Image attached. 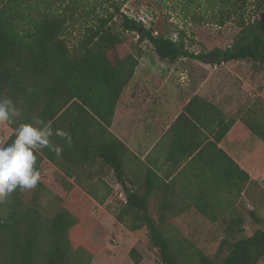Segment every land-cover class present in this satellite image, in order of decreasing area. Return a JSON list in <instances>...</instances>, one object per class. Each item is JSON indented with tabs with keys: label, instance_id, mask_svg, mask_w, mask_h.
I'll return each instance as SVG.
<instances>
[{
	"label": "trees",
	"instance_id": "obj_1",
	"mask_svg": "<svg viewBox=\"0 0 264 264\" xmlns=\"http://www.w3.org/2000/svg\"><path fill=\"white\" fill-rule=\"evenodd\" d=\"M50 1L0 0V97L11 98L18 110L6 123L13 131L3 144L11 142L16 127L35 117L51 121L54 131L69 133L71 143L51 137L52 144L62 148L60 156L48 148L37 151V170L46 160L62 174L66 193L75 184L100 205L112 192L104 180L111 171L124 194L115 219L131 231L144 227L161 264H179L181 253L172 250L161 224L189 208L216 222L223 212L218 191L226 190L227 198L238 196L250 175L219 146L236 119L195 94L161 138L168 137L165 158L172 160L176 174L158 175L147 168L143 181L133 184L136 175L130 173L128 158L136 156L108 129L141 54L121 32H136L161 60L175 62L183 57L210 65L246 60L264 70V0H252L249 19L244 16L249 0H204L205 11L213 13L217 25L235 20L239 31L224 49L198 53L189 51L182 39L153 34L144 27L139 33L134 26L142 25L140 21L120 12L121 5L113 1L112 11L106 9L101 15L91 8L88 13L94 20L83 23L72 42L70 29L77 18L71 7L78 1L71 0L67 12ZM239 119L264 143V110L247 108ZM128 172L133 179L127 178ZM187 179L193 182L185 185ZM21 192L18 188L2 203L8 211L0 213V264H92L97 246L87 239V226L67 196H50L43 205L36 192L23 205ZM151 197L158 200L156 220L149 213ZM251 216L261 222L253 211ZM222 221L227 235L221 243L226 247L221 264H259L264 257V229L236 238L243 232V218L235 215ZM129 255L135 264L140 262L134 247ZM196 264L215 263L198 253Z\"/></svg>",
	"mask_w": 264,
	"mask_h": 264
},
{
	"label": "rangeland",
	"instance_id": "obj_2",
	"mask_svg": "<svg viewBox=\"0 0 264 264\" xmlns=\"http://www.w3.org/2000/svg\"><path fill=\"white\" fill-rule=\"evenodd\" d=\"M32 1V0H30ZM71 0H51L55 8H62L67 12ZM78 4L71 7L77 21L74 28L70 29V40L80 34L82 24L94 20L88 12L95 8L101 15L106 9L112 11L109 3L115 2L120 6V12L140 21L144 28L150 29L153 34H161L182 39L189 51L198 53L209 51L213 48L224 49L236 36L239 28L235 20L226 21L219 26L216 24L212 12L205 11L204 0H77ZM252 0L248 1L244 16L249 19L252 14ZM203 5V6H202ZM89 14V16H88ZM119 29V20L117 19ZM127 44L141 49L138 56L137 81L148 80L155 83L157 80L177 81L179 86L193 84L204 79L209 74L212 79L220 76L236 87L238 96L229 95L225 99L229 110L228 115L233 114L236 123L231 131L224 137L221 145L229 154L239 162L250 175L240 195L221 194L223 200V212L216 222H211L200 215L194 208H189L177 216H168L161 229L168 237L172 250L180 254L179 264H196L198 253L207 255L215 264H221V259L226 253V247L221 246L222 240L227 235L224 231L225 223L230 216L240 215L243 218V232L236 238L250 236L256 229H264V143L248 130L240 121L247 108L260 107L264 110V70H259L255 65L246 60L230 61L217 65L211 73L208 72L210 64L202 63L190 58H179L175 62L161 60L157 57L151 45L147 41H139L136 32H121ZM142 68L147 72L144 78L139 74ZM182 73V79L180 78ZM190 84V85H191ZM245 84V87L243 85ZM187 87V86H185ZM189 92V93H188ZM187 94H190L188 91ZM162 98L151 97L148 107L155 106ZM12 129L5 123L0 124V145H2ZM136 140L140 142L139 136ZM41 179L35 188L23 189L21 199L26 205L34 193H39L40 202L45 205L50 196H67L68 204L77 207L80 220L87 226V239L97 246L91 259L92 264H135L129 255L131 248H135L141 256L138 264H161L158 250L150 244L147 230L141 227L131 231L125 225L115 219L124 194L121 185L117 182L111 171H107L105 179L107 185L112 188L111 194L100 205L86 197L81 188L73 184L69 187V193L63 190L62 174L51 164L42 163L39 170ZM127 178L133 177L127 173ZM132 177V178H131ZM134 185H137L135 177ZM127 179V185L129 186ZM69 194V195H68ZM6 198L0 201V213L6 214L8 209L2 205ZM158 200L151 197L149 200V213L157 219ZM255 213L261 222H257L252 216ZM126 219V218H125ZM259 264H264V257Z\"/></svg>",
	"mask_w": 264,
	"mask_h": 264
},
{
	"label": "crops",
	"instance_id": "obj_3",
	"mask_svg": "<svg viewBox=\"0 0 264 264\" xmlns=\"http://www.w3.org/2000/svg\"><path fill=\"white\" fill-rule=\"evenodd\" d=\"M208 68H210L208 72L212 73L217 68V65ZM146 72L147 69L142 68L139 72L140 78H144ZM137 74L138 67L118 99L113 119L108 129L136 156V158H128L132 163L128 167L130 168L131 175H136L138 185L143 181V173L147 168L152 169L158 175L169 171H171L170 177L176 174L175 170H172V160L170 158L166 160L165 158L168 151V137L161 138L191 96L197 94L205 97L219 106L227 117L235 118L233 114L228 115L229 108L224 100L228 99L229 95L238 96V92L242 93V91L236 92L234 90L236 85L223 79L222 76L215 80L212 79L213 75L211 74L193 84L190 83L191 85L186 84L181 86L177 84V81L174 82L166 79L157 80L155 83L148 82V80L137 81ZM180 75L182 79L183 75L181 72ZM243 87H245V84ZM188 91H190V94H187ZM151 97H163V101H158L151 108L148 107L149 104L147 102ZM136 136H139L140 142L136 140ZM223 139L219 142V146L226 151L221 145ZM227 153L229 154V152ZM45 162L47 161L45 160L43 163ZM237 163L240 164L239 162ZM193 169L187 170V176L191 174ZM169 179L165 181L167 182ZM104 180L106 181L105 177ZM188 182L191 183L193 180L187 179L184 181L185 185H188ZM218 193L224 194L226 190H219ZM122 195L123 190L119 196L122 197Z\"/></svg>",
	"mask_w": 264,
	"mask_h": 264
},
{
	"label": "clouds",
	"instance_id": "obj_4",
	"mask_svg": "<svg viewBox=\"0 0 264 264\" xmlns=\"http://www.w3.org/2000/svg\"><path fill=\"white\" fill-rule=\"evenodd\" d=\"M18 110L11 98L0 97V124L11 123ZM56 135L71 143L69 133L53 130L52 122L35 117L23 122L14 129V138L10 143L0 145V201L7 198L18 188H35L41 174L35 167L37 151L45 148L60 156L62 148L53 145L51 137Z\"/></svg>",
	"mask_w": 264,
	"mask_h": 264
},
{
	"label": "water",
	"instance_id": "obj_5",
	"mask_svg": "<svg viewBox=\"0 0 264 264\" xmlns=\"http://www.w3.org/2000/svg\"><path fill=\"white\" fill-rule=\"evenodd\" d=\"M134 28L140 33L143 30V25H135Z\"/></svg>",
	"mask_w": 264,
	"mask_h": 264
}]
</instances>
